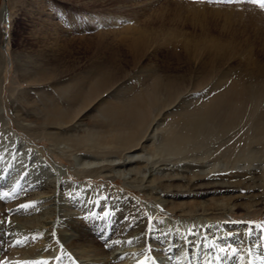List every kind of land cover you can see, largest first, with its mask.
<instances>
[{"label": "bare ground", "instance_id": "6f19581e", "mask_svg": "<svg viewBox=\"0 0 264 264\" xmlns=\"http://www.w3.org/2000/svg\"><path fill=\"white\" fill-rule=\"evenodd\" d=\"M168 1H140L147 4V22L127 38L137 63L149 60L160 46L179 45V51L162 53L163 65L148 78L127 76L129 70L113 56L81 76L75 73L81 64L73 60H42L55 37L48 42L40 35L34 41L42 55L37 61L28 60L22 45L12 49V81L25 88L4 90L10 62L0 50V145L17 156L10 167L1 165L0 185L8 198L19 194L0 204V244L23 262L47 260L59 242L77 264H183L190 259L197 264L222 248V264H240L241 255L244 264H264L257 225L248 235V223L227 221L239 212L258 211L264 221V63L248 42L237 45L226 34L156 26ZM192 1V7L207 3ZM6 15L4 8L0 22ZM231 16H223V26ZM16 129L36 146L44 141V150L29 152ZM44 152L67 167L45 163ZM69 170L77 178L120 180L122 190L112 189L109 196L107 183L86 188L61 178ZM210 189L214 195L205 197ZM135 191L143 205L131 195ZM159 211L165 219L154 218ZM177 224L176 234L166 232Z\"/></svg>", "mask_w": 264, "mask_h": 264}, {"label": "rangeland", "instance_id": "374dc122", "mask_svg": "<svg viewBox=\"0 0 264 264\" xmlns=\"http://www.w3.org/2000/svg\"><path fill=\"white\" fill-rule=\"evenodd\" d=\"M133 1L134 0H0V11L4 8H6L7 11L5 19L0 22V50L3 56L10 62L6 66L5 73H3L5 81L3 85L4 90L15 86L17 90L19 87L25 88L24 84H17L18 81L16 80L15 83L12 81L15 77V63L13 62L12 49L22 45L23 49L29 54L28 60L37 61L42 55L38 56L34 41L39 38L38 36L40 35L47 37L48 42L53 37L56 39L53 41L55 43L52 47L53 49L44 52L42 60L43 58L46 59V57L51 61L57 58L60 60H73L75 63L81 64V67L79 66L80 68L75 72L79 73L81 76L91 74L103 63V60H107L113 56L129 70L127 76L130 74L135 77L147 76L148 78L155 69H160V65H163L162 53L168 52L170 54L174 48L179 51V45L175 47L172 45L160 46L158 50L156 49V54L151 56L149 60L140 63L133 62V56L127 47V38L132 35L129 32L135 27L144 25L147 22V4H140L142 0H139L138 2L140 5L136 4V6L133 7L130 5ZM248 1L250 2V0H234V2L228 3L224 2V0H212V2L207 0V3L200 5V7L199 5H194L192 7L191 3L194 4L196 1L169 0L167 4L169 8H166V6L164 7L165 9L163 8V13L160 14V16H156L154 24L160 27L166 26L175 28L187 34H201L205 32L208 34L213 33L214 35H220L222 37L223 34L224 37L226 34V37H234L233 39L236 41L235 43L237 45L241 44L242 46L243 43L247 44L248 42L249 44L247 45L253 46L252 49L256 58L264 63V9H261L262 11H257L250 6H258ZM158 4L159 1L152 4L153 8L151 9L156 10ZM171 8L172 10H170ZM177 8L179 10H177ZM230 9L232 10L230 11ZM134 10H136V12ZM191 10L193 15L189 14ZM197 12H200V14L198 13L196 17L195 13ZM225 15H232V19H229V24L226 22L225 26H223V16ZM194 18H199L200 20H195ZM143 19L144 22L141 23ZM192 19H194V21ZM166 47L168 48L166 49ZM6 116L12 121L13 115L8 108H6ZM93 119L94 118H90L87 121L91 122ZM16 130L28 141L27 144L29 146L27 150L29 152H35L38 147L39 150H44L43 147L46 145L44 141L40 142L39 146H36L33 144V142L35 143L36 141L26 132L21 129ZM1 137L0 140L2 139ZM0 144H2L1 141ZM40 157L44 159V162L47 164L54 163L63 168H66L68 165L66 161L58 157L53 158L50 153L48 155L44 152ZM16 160L17 156L14 151L7 150L0 145V167L4 162H7L6 164L8 166L6 167H10ZM71 174L69 170V175L65 172L61 175V178H72L75 182L84 184L86 188H88L91 183H95L98 186H104L107 183L106 193L105 191H101V193L110 194L109 196H111L110 192L112 189L122 190L120 180L103 181L92 177L77 178ZM4 181H7L6 177ZM2 188H4V186L0 185V189ZM14 188H16V185L13 183L10 191L13 192ZM127 189L129 188H126V192L130 194L131 190ZM133 193H131V195L143 205V196L136 191L134 194ZM3 194L2 189V191L0 190V204L2 205L15 200L19 195L18 191H16L11 197L3 198ZM210 195H214L211 189L204 194L205 197ZM69 203H73V200ZM165 216V212L162 211L154 214V218L159 220L165 219ZM154 218L151 217L148 220L149 225L152 224ZM262 219L263 216H260L259 211L255 215L239 212L238 214H234L232 219L227 221L256 222L254 224L257 225L264 222ZM174 220L178 222L179 218H174ZM107 224L111 225L110 221L106 223V226H108ZM182 225H185V223H182ZM167 227L168 230H166V232L169 231L170 235L176 234L180 230L178 224ZM248 228L249 227H247V230ZM1 244L0 264H23V260H20L18 256L12 255V252L7 250L6 247L2 249ZM57 244L58 246L53 248L54 254L46 258V261L49 262L48 264H77V262L75 263L71 260L67 249L65 250L61 243L58 242ZM196 251L195 254L197 253ZM219 253H214V251H212V253H210L211 255H204L201 262L197 264H216V262L217 264H222L224 256H222V253ZM40 256L41 255H38V257ZM67 256L70 257L71 261L68 260ZM212 256H215V259L212 258ZM57 257H59V259H57ZM198 260L200 259L198 258ZM156 263L158 264L159 262L153 261L151 264ZM183 264H192V260L184 261Z\"/></svg>", "mask_w": 264, "mask_h": 264}, {"label": "snow or ice", "instance_id": "6c2138e0", "mask_svg": "<svg viewBox=\"0 0 264 264\" xmlns=\"http://www.w3.org/2000/svg\"><path fill=\"white\" fill-rule=\"evenodd\" d=\"M209 2H212V0H209ZM224 2H228V3H232L234 2V0H224ZM250 3L257 5L259 8L264 9V0H250ZM8 194L5 193L3 194V198H7ZM21 208H28L30 207V204H23L20 205ZM242 223H248L249 224V228H248V235H251L253 232V228L252 225L256 222H242ZM257 230H260L262 232V238H264V222H261L260 224H257ZM129 243H131V241H128ZM17 244L21 243V241H17ZM117 243H119L117 241ZM221 253H223L225 251V249H220L219 250ZM237 249H232V253L233 254H237ZM250 251V250H249ZM57 259H59V257H57ZM23 264H48V261L44 260V261H35V262H23ZM140 264H144V262H140ZM240 264H244V259L243 256H240ZM247 264H253L252 260H249L247 262Z\"/></svg>", "mask_w": 264, "mask_h": 264}]
</instances>
